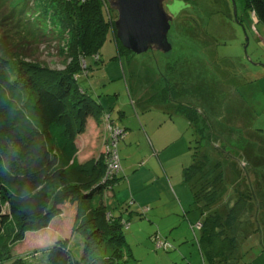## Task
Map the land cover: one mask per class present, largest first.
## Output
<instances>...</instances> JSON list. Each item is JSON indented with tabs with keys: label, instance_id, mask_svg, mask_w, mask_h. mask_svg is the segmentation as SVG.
Returning a JSON list of instances; mask_svg holds the SVG:
<instances>
[{
	"label": "rangeland",
	"instance_id": "1",
	"mask_svg": "<svg viewBox=\"0 0 264 264\" xmlns=\"http://www.w3.org/2000/svg\"><path fill=\"white\" fill-rule=\"evenodd\" d=\"M104 2L110 9L108 2ZM235 3L240 23L231 0H197L177 21V24L185 21V28L195 27L187 17L190 14L199 22V28L208 27L215 39H195L200 34L196 28L177 34L172 29L170 36L177 39L171 40L174 45L171 53L149 50L136 55L118 51L111 34L100 51L102 61L97 63L94 58H88L89 74L87 70L80 74L81 86L104 106L102 120L92 118L97 130L104 129L103 137L96 141L87 139L86 133L79 137L80 162L90 168L92 160L105 161L109 126L113 125L107 122L109 115L125 130L118 151L122 179L114 191L97 195L94 203L105 201L115 216L122 214L129 218L131 227L124 228V251L130 264H204L198 241L202 215L194 205L191 189L183 181L184 169L193 163L197 136L186 116H170L161 111L156 103L162 98L196 108L216 132L217 140L208 150L210 154L222 162L224 158H232L241 173L246 170L243 166L251 171L253 164L252 172L254 168L263 171L256 176L264 183L261 177L264 175V24L255 13L244 14L247 0H235ZM168 4L172 12L182 11L181 0H167L165 5ZM109 12L114 19L118 18L115 11ZM57 15L47 0H0V54L32 65L64 70L72 62L69 56L75 39L71 29L75 26L69 22L68 28H64ZM81 68L85 69L84 64ZM140 98L149 106L145 112L135 108L134 103L140 102ZM247 146L255 147L260 154L258 158L250 157L252 162L243 152ZM258 162L263 165L258 167ZM226 163L230 167L232 162ZM252 172L250 180L255 188ZM105 173L107 176V164ZM83 174L75 172L72 181L85 177ZM230 175L234 180V171ZM43 190L56 196L63 187L55 183L44 186ZM227 192L226 198L233 203L234 185L227 184ZM254 203L253 226L259 232L248 239L251 243L250 239L259 238L261 243L262 238L264 244V205L257 199ZM141 206L147 212L138 215ZM61 210L47 228L28 232L16 253L33 256L34 251L41 252L61 238L69 239L75 254L80 255L84 236L79 228L74 230L71 208L63 206ZM251 211L246 209L237 227L245 229L251 225ZM157 234L162 236L161 241L169 243L165 249L157 248ZM262 247L260 251L243 249L244 264H253L259 254L264 259Z\"/></svg>",
	"mask_w": 264,
	"mask_h": 264
},
{
	"label": "trees",
	"instance_id": "2",
	"mask_svg": "<svg viewBox=\"0 0 264 264\" xmlns=\"http://www.w3.org/2000/svg\"><path fill=\"white\" fill-rule=\"evenodd\" d=\"M47 2L64 28L69 22L75 26L71 29L75 42L69 66L62 71L52 70L19 58H13L15 63L12 57L0 54V264H130L124 251V228H130L129 218L115 216L105 201L94 203L97 195L115 190L122 170L107 177L106 161L92 160L89 168L79 160V137L87 132L93 117L102 120L104 113L99 99L90 95L79 79L83 71L89 74L88 58L102 61L100 51L111 34L118 51L134 53L116 37V19L104 0ZM247 4L246 13H255L264 24V0H247ZM165 98L168 102L162 98L161 106L170 116H186L197 136L193 163L184 169L183 181L202 215L198 241L204 264H244L242 245L248 232L237 225L250 208L252 222L247 228L259 232L254 227L253 209L255 199L264 205L263 179L256 176L261 170L254 168L252 172L253 164L249 163L251 171L243 166L246 170L241 173L232 158L222 162L213 157L208 151L217 140L213 124L196 108ZM243 152L249 162L250 157L260 156L255 147L247 146ZM227 160L232 162L230 167ZM233 171L234 180L230 175ZM75 172L88 178L72 181ZM55 183L63 187L56 196L43 190ZM227 184L234 185L233 203L226 198ZM255 192L259 193L257 198ZM63 206L71 208L74 230L79 228L84 236L83 252L77 256L70 240L60 238L41 252L34 251L33 256L16 253L26 234L47 228ZM143 209L139 208L138 215L147 212Z\"/></svg>",
	"mask_w": 264,
	"mask_h": 264
},
{
	"label": "water",
	"instance_id": "3",
	"mask_svg": "<svg viewBox=\"0 0 264 264\" xmlns=\"http://www.w3.org/2000/svg\"><path fill=\"white\" fill-rule=\"evenodd\" d=\"M118 14L116 37L130 52L141 55L149 50L171 53L170 32L177 19L168 11L167 0H106Z\"/></svg>",
	"mask_w": 264,
	"mask_h": 264
},
{
	"label": "built area",
	"instance_id": "4",
	"mask_svg": "<svg viewBox=\"0 0 264 264\" xmlns=\"http://www.w3.org/2000/svg\"><path fill=\"white\" fill-rule=\"evenodd\" d=\"M107 122L113 123L109 126V138L110 142L106 147V154H105V161L108 166V176H113L118 174L122 170L121 159L119 157V142L125 136V130L122 129L120 126L115 124L109 115ZM147 211V209H145ZM167 243L161 240H157V248L162 249L163 247L166 248Z\"/></svg>",
	"mask_w": 264,
	"mask_h": 264
},
{
	"label": "crops",
	"instance_id": "5",
	"mask_svg": "<svg viewBox=\"0 0 264 264\" xmlns=\"http://www.w3.org/2000/svg\"><path fill=\"white\" fill-rule=\"evenodd\" d=\"M161 101L159 100L157 103H156V105L158 106V107H160L161 108V111H163L164 113H167V110L165 109V107H162L161 106V103H160ZM134 105H135V108H136V110L138 109V110H140V109H142L143 110V112H145V111H147L148 109H149V106L146 104V101H143L141 98H140V102H135L134 103ZM155 105V104H154ZM160 105V106H159ZM153 106V105H152ZM124 115V112H122L121 113V117ZM90 127H89V129L87 130V132H86V134H84V135H87L88 137H86L87 139L89 138V139H93V138H95V141L96 140H99V138H101V137H103V133H104V129L101 127L100 128V130H97L96 128H97V126H96V124L92 121V119L90 120ZM97 135V136H96ZM150 137V136H149ZM85 138V136H83V139ZM152 139V138H151ZM102 140V139H101ZM149 141H150V139H149ZM152 141V147H155L154 145H153V140H151ZM155 142H156V140H154ZM155 145H156V143H155ZM158 145V144H157ZM158 146H160V145H158ZM154 203H156V201L154 202ZM159 215H160V210H159ZM161 215H162V211H161ZM121 216H123L122 214H121ZM123 218H124V216H123ZM72 221H73V219H72ZM72 224H73V222H71ZM131 227V226H130ZM245 230L248 232L246 235H247V237H251V236H256V234L257 233H254V232H251V230L252 229H248L247 227H245ZM240 232V231H239ZM251 232V233H250ZM244 241V240H243ZM250 241H251V243L249 242V239L247 238L246 239V241L243 243V248H242V250L244 249V250H246V248H255V249H257L256 251H260V248H261V246H263L262 247V249H264V244H263V240H262V238H261V243L259 242V238H255V239H250ZM262 244V245H261ZM264 251V250H263ZM263 259V256H260V254H259V256H258V258L253 262V264H264V259Z\"/></svg>",
	"mask_w": 264,
	"mask_h": 264
},
{
	"label": "flooded vegetation",
	"instance_id": "6",
	"mask_svg": "<svg viewBox=\"0 0 264 264\" xmlns=\"http://www.w3.org/2000/svg\"><path fill=\"white\" fill-rule=\"evenodd\" d=\"M231 1H233V3H234L235 17L237 18L238 21L240 20L239 21V23H240L242 21H241L240 18H238V12H237V6H236V3H235V0H231ZM196 2H197V0H181V4L180 5L183 6V8H182V11L180 10L181 12L177 15L178 17H177L176 21L174 22V24L172 26L173 31H175V29H176V34H177L178 32L179 33L182 32L183 30L186 31V32H191L193 30V28H196L197 31H200V34H198L197 35V38L195 37V39H203V41H208L209 39H215L214 38L215 36H212L210 34V32L208 31V27L207 28L204 27V28H201L200 29L199 26H198L199 25V22L196 21V19H195L194 16H189L190 14L187 17L189 18L190 23H192L195 27L189 26L188 28H185V26H184L185 25V21L184 22L181 21L182 23L179 22L177 24V21H180V18L184 15V12L192 9L195 6L194 3H196ZM167 10L169 12L171 11V4H168L167 5ZM245 13H246V11L244 10V14ZM175 24H177V25L174 26ZM172 29H171V31H172ZM189 35H191V34H189ZM192 38H193V36H192ZM173 39H177V38H172L170 36V39L169 40L172 43V45H173V42L171 40H173ZM173 50H174V45H173Z\"/></svg>",
	"mask_w": 264,
	"mask_h": 264
}]
</instances>
